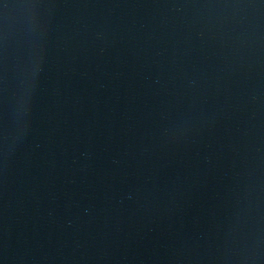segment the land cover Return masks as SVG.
<instances>
[{
    "label": "water",
    "instance_id": "1",
    "mask_svg": "<svg viewBox=\"0 0 264 264\" xmlns=\"http://www.w3.org/2000/svg\"><path fill=\"white\" fill-rule=\"evenodd\" d=\"M0 264H264V0H0Z\"/></svg>",
    "mask_w": 264,
    "mask_h": 264
}]
</instances>
